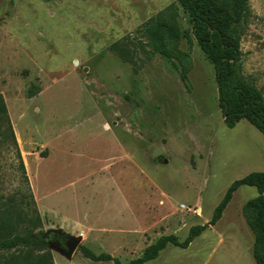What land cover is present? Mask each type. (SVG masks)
Segmentation results:
<instances>
[{
    "label": "rangeland",
    "instance_id": "374dc122",
    "mask_svg": "<svg viewBox=\"0 0 264 264\" xmlns=\"http://www.w3.org/2000/svg\"><path fill=\"white\" fill-rule=\"evenodd\" d=\"M171 4L178 1L0 0V94L21 156L0 144V205L15 198L32 218L35 207L44 237L81 235L82 246L127 263L162 235L185 240L234 181L264 172V134L244 119L225 125L214 65L195 39L187 83L171 60L138 47V29ZM179 23L191 28L181 8ZM234 32L239 76L264 94V0H249ZM125 40L137 45L133 63L110 48ZM181 48L190 51L185 37ZM257 195L241 186L188 248L169 245L146 264H257L242 213ZM47 248L55 264H114L81 250L70 258L52 240ZM12 255L22 252L1 264Z\"/></svg>",
    "mask_w": 264,
    "mask_h": 264
},
{
    "label": "trees",
    "instance_id": "16d2710c",
    "mask_svg": "<svg viewBox=\"0 0 264 264\" xmlns=\"http://www.w3.org/2000/svg\"><path fill=\"white\" fill-rule=\"evenodd\" d=\"M138 29L145 39L138 42L141 51L148 55L159 54L171 60L179 71L181 79L187 83L189 73L194 68L191 55L195 39L215 68L218 88V101L224 123L234 128L241 120L251 123L264 134V94L253 84L239 76L242 59L241 43L235 34V26L247 19L249 0H177ZM180 8L188 15L191 28L182 31L179 23ZM185 37L190 51L181 48ZM129 40L114 43L110 48L126 63H133V43ZM35 87V86H34ZM38 88L28 91V97H34ZM0 144L11 145L20 156L14 128L8 116V109L0 94ZM21 157V156H20ZM23 177L27 182V192L35 203L28 176L21 160ZM241 186L256 187L258 195L248 200L242 208L243 217L253 233V257L257 264H264V172L256 171L242 179L234 181L216 207L211 220L204 225L190 228L185 240L178 236L162 235L156 242L147 246L140 257L127 263L121 262L109 253H95L87 246H81L84 257L96 262H114V264H146L159 257L169 245L188 248L194 240L210 226L216 225L224 211ZM24 203V202H23ZM15 198H9L0 205V264L4 254L21 251L22 255H12L8 264H55L53 254L48 250V240L41 230L35 231L42 222L41 215L34 207L36 216L30 217Z\"/></svg>",
    "mask_w": 264,
    "mask_h": 264
},
{
    "label": "water",
    "instance_id": "95a60500",
    "mask_svg": "<svg viewBox=\"0 0 264 264\" xmlns=\"http://www.w3.org/2000/svg\"><path fill=\"white\" fill-rule=\"evenodd\" d=\"M58 231L67 239L66 244L59 246V249L66 256L71 258L78 250H81L83 237L81 235L73 236L63 231H60V230Z\"/></svg>",
    "mask_w": 264,
    "mask_h": 264
},
{
    "label": "flooded vegetation",
    "instance_id": "af4514ba",
    "mask_svg": "<svg viewBox=\"0 0 264 264\" xmlns=\"http://www.w3.org/2000/svg\"><path fill=\"white\" fill-rule=\"evenodd\" d=\"M45 238L47 240H52L58 246L65 245L67 241V239L59 231H53Z\"/></svg>",
    "mask_w": 264,
    "mask_h": 264
}]
</instances>
